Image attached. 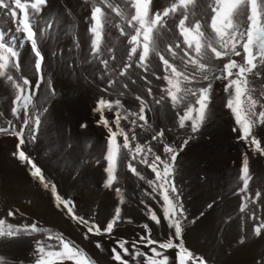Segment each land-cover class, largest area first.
Returning a JSON list of instances; mask_svg holds the SVG:
<instances>
[{
	"label": "rangeland",
	"instance_id": "obj_1",
	"mask_svg": "<svg viewBox=\"0 0 264 264\" xmlns=\"http://www.w3.org/2000/svg\"><path fill=\"white\" fill-rule=\"evenodd\" d=\"M110 2L124 7L128 15L134 13V9H131L125 0ZM175 2L177 0H153L151 8L152 11H163ZM213 6L214 0H195V4L189 6V20H198L201 23L206 39L215 37L210 27L211 17L215 15ZM105 11L109 22L104 29L100 59L109 61V70H105L100 60L90 54L91 34L88 31V18L91 14V2L86 4L84 0H48L41 16L53 18L58 23H54L48 36L39 42V48L45 57L42 65L45 82L40 84L39 90L35 89L39 77L34 70L35 57L31 53L30 44L19 49L20 68L10 69V73L17 83H22L23 78L29 79L31 90L36 93L33 97L34 107H29V115H39L41 124L36 140L33 142L30 138L26 139L22 148L41 168L46 182L55 184L62 199L72 202L76 215L103 228L119 206L122 220L116 224L113 233L99 236L89 233L88 239H85L87 229L73 222L62 206L57 208L50 189H44L30 176L29 166L22 165L13 156L18 144L17 138L2 133L0 219L20 227L35 223L38 227L62 234L66 240L82 248L94 264H119L112 259L114 247L117 251H122L117 241H127L125 247L131 252L132 242L139 241L141 235L148 234L144 228L145 224L149 225L151 237L155 240H166L172 233L163 220L160 225L149 220L145 205L160 216L162 200L159 196L153 198L144 195L152 190L144 180L133 175L128 163L131 162L147 179H154L155 174L138 160H132L128 150L122 147L123 136H117V143L121 146L116 161L117 182L112 188L105 187L108 130L97 123L100 118V113L94 112L97 102L101 98L113 102L120 100L123 105L121 113H138L140 101L136 97L144 99L152 109L145 112L150 127H136L134 131L137 139L132 144L133 147L136 143L147 145L162 159L166 158L164 143L179 149L182 140L187 138L189 129H181L178 126L177 113L179 111L183 114V105L176 109L169 100L163 104L153 102L154 97L159 98L161 89L166 86L165 81L156 78L164 74L163 64L158 56L150 54L148 71L136 67L133 63L125 76L117 75L128 62L127 54L131 46L128 44L129 36H122L116 25H121L126 33H133L126 21L121 20L110 9ZM17 12L19 16V10ZM182 12V9H178L176 14L166 17L167 23L156 37L161 53L177 65L179 60L172 61L167 48L169 45L174 47L176 43H181V47H184L183 37L179 35L177 28ZM247 14L245 11L236 18L235 22L240 30H246L249 25ZM42 27L43 25H40L36 29L38 35ZM0 30L8 34L15 32V24L10 17L0 14ZM108 49H111V52ZM238 50L242 52V49ZM176 51L179 53V49ZM231 58L242 63V57ZM227 60L225 57L215 63L222 67ZM254 72H259L260 75L249 74L248 79L251 85L255 86V95L258 96L259 92L264 90V65H259ZM110 80L114 81L111 87ZM226 83L214 81L206 119L200 130L192 134L183 151L178 152L174 163L173 179L179 189L187 217L184 221L183 243L194 256L203 258L206 264H264V230L259 235L254 234V228L264 221V155L252 151L253 146L238 139L239 131H233V128L238 126L231 111L226 108ZM124 84L128 87L124 88ZM149 88L152 90V96L148 95ZM14 99L15 91L11 83L0 78V127L8 128L11 121L18 131L24 115L21 112L19 119L12 115ZM45 108L46 112L43 111ZM116 111L117 108L112 112L104 109V116L113 131L116 130L113 123ZM133 118L130 116L129 120ZM129 120H121V126L126 132L132 127ZM161 130L164 132L161 138L164 143L152 140L153 134ZM253 135L264 148V124L257 125L253 129ZM245 155L248 157L249 173L252 177L247 193L252 202L246 211L255 212L258 220L239 211L242 196L245 195L238 191L242 187L239 177ZM117 186L121 188L124 198L122 205L119 204L120 197L114 191ZM257 193H260L259 197ZM40 210L46 212V218L40 217ZM9 212L13 215L9 216ZM242 238L243 243L240 242ZM36 240L55 243L54 240L47 241L43 233L20 235L0 243V255L5 256L11 264H32ZM97 242L101 244V248H97ZM174 243L179 241L174 240ZM138 247L151 255L149 249L155 245L145 248L138 244ZM176 253L175 248L164 253L170 257V264L175 260ZM123 258L128 260L129 264H136V260L131 256ZM137 259L143 261V257Z\"/></svg>",
	"mask_w": 264,
	"mask_h": 264
},
{
	"label": "snow or ice",
	"instance_id": "obj_2",
	"mask_svg": "<svg viewBox=\"0 0 264 264\" xmlns=\"http://www.w3.org/2000/svg\"><path fill=\"white\" fill-rule=\"evenodd\" d=\"M87 4L91 2V14L88 18L91 34L90 54L93 58L99 59L105 70H109V61L100 59L102 55V41L105 25L109 22L105 9H110L126 21L128 28L132 29L133 34L126 33L124 28L117 24L122 36L128 35V44L131 46L127 54V63L123 65L117 73L118 76H125L129 68L135 63L136 67L143 68L145 71L149 69L150 54H155L163 64V76H157L158 80L162 79L166 82V86L161 89L159 98L153 99L155 104H163L166 100L171 102L173 108L179 109L183 105V114L178 111V126L181 129L188 127L189 132L187 138L182 140L179 149L164 143L161 139L164 132L161 130L153 134L152 140H157L164 143L163 151L166 158L162 159L157 155L151 147L136 143L133 147L132 142L136 141L137 137L134 129L136 127H150L148 118L145 115L146 110L151 111L148 103L137 96L140 101L139 112H125L123 115L120 109L123 108L120 100L110 101L101 98L97 102L94 112L100 113L98 124H102L108 130L107 137V167L105 169L107 178L105 187L112 188L117 182L116 161L120 154V145L117 143V136H123L124 149L128 150V155L132 160H138L140 164L146 165L155 174L154 179H147L144 175L137 171V168L128 163L129 170L139 179L144 180L151 188V193L145 192V196H159L162 200L161 215L158 216L156 211L145 205L146 213L151 222L160 225L162 220L166 222L168 229L172 233L166 240L158 241L151 237V229L148 224L144 225L147 230V235H141L139 241L132 242V251H129L125 245L127 241H117L119 249H112V259L119 264H129V261L124 259L125 256H131L136 260V264H170V257L164 253L169 249H177L176 258L172 264H206V261L188 250L183 243V228L184 221L187 219L179 189L174 183L173 172L174 163L177 159L179 151L187 145L188 140L192 138L200 130L201 125L206 119L208 105L211 101V92L213 83L216 80L226 81L224 86L225 93L228 94L226 108H228L238 127H234L233 131H239L240 136L245 143L252 147V151L259 152L264 155V148L261 147V142L253 135V129L264 124V90L255 95L256 88L251 85L248 79L249 74L259 76V72H254L259 65H264V0H214L212 11L215 13L211 17L210 27L215 34L214 39H206L204 31H202L201 23L189 20V6L195 4V0H177L171 7L165 8L163 11H152L153 0H125L134 13L127 14L124 7L110 2V0H84ZM48 0H0V14L10 17L15 24V32L12 34L5 33L0 30V78L11 83L15 91V99L13 101L12 115L17 119L20 118L23 112L24 118L20 129L17 131L9 121V127H0V133L11 135L17 138L18 144L16 151L13 152L22 165L29 166L30 176L38 181L44 189L49 190L54 198L57 208L61 206L66 209V215L71 220L87 229L84 238L88 239V234L103 235L105 233H113L114 227L122 220L121 207H116L114 215L103 228L89 220L76 215L74 206L71 201L62 199L58 194L55 184L46 182V178L33 160L26 154L22 146L26 143V139L31 141L36 140V136L41 124L39 115H29V107L33 106V97L36 94L31 90V82L27 78L22 79V83H17L10 73V69L19 70L20 51L26 44H30L31 53L34 54V70L39 77L35 84V89L39 90L40 84L44 83L42 75V65L45 57L39 48V42L48 36L49 30L53 28V18H44L41 16L43 8L47 6ZM178 9H182V18L179 19L177 28L179 35L183 37V45L176 43L175 46L169 45L167 53L170 54L171 60H179V65L170 62V59L165 58L157 46V35L159 30L164 28L167 21L166 17L170 14H176ZM19 10L20 15L18 16ZM247 11V20L249 25L246 30H240L235 22L236 18ZM188 22V23H186ZM43 25L38 35L36 29ZM11 30H9L10 32ZM23 35H20V34ZM77 43V47H78ZM179 49V53L176 51ZM238 49H242V52ZM111 52V49H108ZM182 53V54H181ZM55 55V53H53ZM242 57V63H238L231 57ZM228 58L227 62L222 67L217 65L215 61ZM115 59V56L112 57ZM155 74V73H153ZM202 82H207L206 84ZM49 88H51L50 81ZM114 81H109V87ZM135 83V81H133ZM124 88L128 85L124 84ZM54 93V90H52ZM123 95V93H120ZM148 95L152 96L151 88L148 89ZM116 106V118L113 123L116 130L109 126V121L104 116V109L111 110ZM198 105V107H196ZM257 107L260 111L257 112ZM43 111H47L45 108ZM134 117L129 120V117ZM129 120L132 127L126 132L121 126V120ZM138 121H143L139 124ZM190 122V124H187ZM86 127V125H82ZM151 156V160H149ZM252 179L249 173V164L247 155L243 158L241 175L239 180L242 181V187L239 192L244 193L239 211L249 218L258 220L255 212L246 211L248 209L249 200L247 195L249 182ZM114 191L120 197L119 204L124 203V198L121 195V188L115 187ZM259 197L260 193L256 194ZM143 204L144 202L141 201ZM211 207V205H209ZM9 216L13 215L11 212ZM264 230V221H261L255 228L254 234L259 235ZM33 233H43L47 241H55L49 243L44 240H36L35 247L32 253V264H94V261L85 253L82 248H79L74 242L66 240L62 234L53 233L51 230L38 227L37 224L14 226L6 223L4 219H0V243L16 238L20 235H30ZM178 240L179 243H174ZM243 243V238L240 241ZM138 244H142L145 248L151 247L149 250L151 255L141 251ZM97 248H101V244L97 242ZM159 249V250H158ZM163 250V251H160ZM138 257H143V261L138 260ZM0 264H11L10 261L3 255H0Z\"/></svg>",
	"mask_w": 264,
	"mask_h": 264
},
{
	"label": "bare ground",
	"instance_id": "obj_3",
	"mask_svg": "<svg viewBox=\"0 0 264 264\" xmlns=\"http://www.w3.org/2000/svg\"><path fill=\"white\" fill-rule=\"evenodd\" d=\"M39 212L41 214L40 217L46 218V212L45 211L40 210Z\"/></svg>",
	"mask_w": 264,
	"mask_h": 264
},
{
	"label": "trees",
	"instance_id": "obj_4",
	"mask_svg": "<svg viewBox=\"0 0 264 264\" xmlns=\"http://www.w3.org/2000/svg\"><path fill=\"white\" fill-rule=\"evenodd\" d=\"M114 108H116V106H115V105L113 106V108H112L110 111L112 112ZM123 114H124V113H122V115H123Z\"/></svg>",
	"mask_w": 264,
	"mask_h": 264
}]
</instances>
